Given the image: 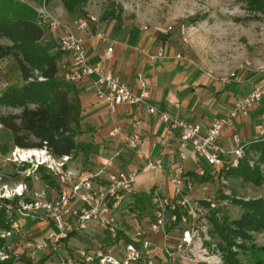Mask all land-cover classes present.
I'll use <instances>...</instances> for the list:
<instances>
[{
  "label": "rangeland",
  "instance_id": "374dc122",
  "mask_svg": "<svg viewBox=\"0 0 264 264\" xmlns=\"http://www.w3.org/2000/svg\"><path fill=\"white\" fill-rule=\"evenodd\" d=\"M4 1L6 2L2 7L4 14L28 20L36 19L35 9L40 8L42 4V0ZM64 1L46 0L48 10L62 22L75 25L86 21L90 25L89 20L93 17L97 21L91 20L93 23L90 25L91 29L96 26H100L104 32L117 29L122 31L123 35L139 32L138 29L152 35L162 34L174 42L177 55L206 76L228 81L249 75L255 85L264 82V12L255 9L251 4L252 0H83L74 13L67 10ZM47 26L44 24L43 44L51 43L57 46L54 52L58 53L60 52L58 39ZM75 32L79 34L82 31L76 29ZM0 44L10 45L11 43L7 39H0ZM58 56L60 57L58 79L66 85H72L64 80V74L68 68L61 65L63 58L67 56L64 54H58ZM16 85H26L16 62L11 58L0 59L1 115L21 113L22 108H12L1 102L3 94ZM70 99L75 104L76 94L70 92ZM260 103L264 105V97L255 106ZM38 104V100L28 101L30 108H35ZM73 128L75 129L74 125ZM75 130V140L78 142L79 129ZM248 149L249 145L246 148L247 152ZM37 152L39 157L27 158L24 161L23 156L28 154V150L15 147L12 144L11 134L0 125L1 205L5 201L12 203L15 197L20 198L17 202L19 207L27 204V199L39 201L41 204L58 199L61 192L59 179L51 169L44 167L40 171L39 168L36 169V166L45 162L46 166L55 169L61 162V158L53 156L50 158L46 152ZM257 158H259L258 153L252 151L241 161V169H230L226 173L228 185L225 186L220 182L218 170L205 159H201L200 165L210 175V179L204 183H194L190 193H198L195 197L193 196L195 199L201 198L202 187L210 184L211 193L216 197L219 206L212 215L217 216L220 222H223L225 217L231 220L238 219L243 212L239 202L264 199V164L257 162ZM250 162H254L253 167ZM24 164L27 167L23 170L21 168ZM80 164L81 159L73 157L65 168L76 170ZM190 168L196 167L191 164ZM44 171L52 176L53 185L42 178ZM28 177L31 180L28 181L26 179ZM150 191L151 188L143 190L139 195L148 200L152 193ZM122 211L124 210L118 214L120 224L123 228L131 230H134V227L130 228L128 224L133 221L132 223L136 225L138 220L144 222L150 213L147 206L144 210L133 212L131 216ZM46 214L42 209L34 215L44 217ZM19 216L14 222L11 233L9 235L5 233L4 247L11 250L10 254L15 256L14 264H38L50 253L53 254L47 264H65L63 262L65 257H74L71 252L78 250L95 252L101 247L110 248L108 234L102 228L94 226L88 231L93 237L88 235L87 231L76 232L67 241H63L57 251H52L48 246L46 231L51 226V219H40L33 223L31 217ZM211 223L213 238L220 246L223 242L214 230L212 219ZM146 231L147 228H145ZM251 235L254 242L246 243L249 248L247 251L237 248L238 259L243 264H254L257 260L264 259L263 252L251 249L252 244L257 248H264V231L252 232ZM37 244H46L47 247L41 250L38 249ZM10 254L0 251V259ZM112 254L115 256L118 253L114 251ZM76 264L83 263L77 260Z\"/></svg>",
  "mask_w": 264,
  "mask_h": 264
},
{
  "label": "built area",
  "instance_id": "2783aa9c",
  "mask_svg": "<svg viewBox=\"0 0 264 264\" xmlns=\"http://www.w3.org/2000/svg\"><path fill=\"white\" fill-rule=\"evenodd\" d=\"M36 11L43 25L47 24L50 32L57 37L58 50L71 59L70 67L64 74L67 83L76 84L85 78L96 76L92 82L95 95L108 105L112 113L119 106L143 104L149 99L150 91L144 78H140L141 92L136 94L113 70L107 67L98 68L88 63L84 40L75 32L76 29L86 31V21L75 25L62 22L48 10L46 0H42L40 8H36ZM91 20L97 21L93 17ZM97 38L109 41L103 33L98 34ZM114 45L115 41H112L105 54V61L112 58ZM163 55L164 49L160 48L150 59L162 58ZM263 97L264 82L255 85L246 98L237 99L230 113L214 121L205 131L197 124L171 117L147 106V113L158 116L160 122L166 125L168 134L177 135L179 139V162L173 163L167 170L161 159L148 160L141 170L143 173L152 170L162 172L174 188L173 195L167 196L161 192L162 187L159 185L152 190L150 197L152 215L148 224L149 234L162 236L163 246L146 239L142 229L133 235L130 234L119 221L118 214L127 198L134 193L140 172L110 173L105 183L96 184L95 179L103 172L91 177H81L77 170L65 168L72 160L70 156L62 157L55 169L46 166L44 162L38 164L36 169L39 166L51 169L60 181V195L58 199L44 204L33 201L22 205L19 212L22 216L31 218L36 217L34 214L42 209L47 213L46 216L38 218L51 219L52 228L47 230V241L52 251H57L61 243L67 241L74 233L89 231L94 226L102 228L108 234L111 248L101 247L95 252H71L74 257H65V264H76L77 260L83 264H224L223 253L212 234L211 217L219 207L216 197L211 193L210 184L202 187L201 198L195 199L187 195L196 182L186 172L185 163H199L201 159H205L218 170L221 184L228 185L226 173L232 168H237L246 158L248 144H244L239 135H234L232 149L226 151L221 144L223 133L237 117H247ZM135 127L137 132L127 135L121 126L114 125L109 135L111 138L123 137L125 146L136 151L141 143L142 123L137 121ZM48 156L52 158L51 155ZM250 165L253 167L254 162H250ZM170 228L175 230L177 238H170ZM0 236L6 237L5 233H0ZM37 246L41 250L47 247L46 244ZM114 251L118 253L115 256L112 254ZM234 251L237 252L236 247ZM5 259L7 256L1 258Z\"/></svg>",
  "mask_w": 264,
  "mask_h": 264
},
{
  "label": "crops",
  "instance_id": "0c3cea01",
  "mask_svg": "<svg viewBox=\"0 0 264 264\" xmlns=\"http://www.w3.org/2000/svg\"><path fill=\"white\" fill-rule=\"evenodd\" d=\"M88 28L78 34L84 40L88 63L98 68L107 67L113 70L136 94H140L139 82L140 78H144L150 97L143 104L119 106L112 113L108 105L94 94L92 82L96 76L70 85L71 93L76 94V102L81 109L80 128L77 134L80 149L75 155L76 159H81V164L76 170L84 178L103 172L95 179L96 184L105 183L110 173L140 172L134 193L127 198L122 213L131 216L133 212L144 210L146 206L149 207L150 213L148 218H145L146 221L138 220L136 225L132 223L133 221L128 224L130 228L134 227V230L125 229L132 235L142 229L146 239L163 246L162 236L149 234L148 224L152 215L150 196L146 200L139 193L150 188L152 191L161 185V192L172 196L174 188L162 172L152 170L143 173L141 170L148 160L161 159L167 170L170 165L179 162V139L177 135L168 134L166 125L160 122L158 116L147 113V106L154 107L171 117L197 124L205 131L214 121L227 116L234 102L248 96L255 84L249 75L228 81L206 76L177 55L174 42L162 34L152 35L138 29L139 32L123 35V32L117 29L104 32L100 26ZM101 33L105 34L109 41L99 40L97 35ZM111 40L115 41L113 55L109 61H105ZM160 48L164 49L163 57L151 60L150 57ZM66 56L61 65L69 68L71 59ZM137 121L142 123L138 150L132 151L127 148L123 137H110L109 132L114 125L121 126L125 134L133 135L137 132L135 127ZM234 135H239L243 143L248 145L264 135L263 104L253 107L247 117H237L224 131L221 144L226 151H231ZM191 164L196 168L191 169ZM200 164L192 161L185 163L186 172L196 183H202L196 178H203L206 172ZM207 179L209 180V177ZM187 195L194 198L198 193L187 192ZM50 228L52 227L49 226L48 230ZM173 230L168 229V233L170 238L175 239L178 235ZM88 235L93 237L91 232Z\"/></svg>",
  "mask_w": 264,
  "mask_h": 264
},
{
  "label": "trees",
  "instance_id": "16d2710c",
  "mask_svg": "<svg viewBox=\"0 0 264 264\" xmlns=\"http://www.w3.org/2000/svg\"><path fill=\"white\" fill-rule=\"evenodd\" d=\"M81 2L83 0H65L64 4L70 13H74ZM3 4L6 2L0 0V39H7L11 44H0V59L14 60L26 85L12 86L3 94L2 103L12 108L20 107L22 111L20 114H0V125L11 134L12 144L17 148L45 150L55 158L65 156L73 158L80 149V144L75 140V129L80 128L81 109L77 102L75 104L71 102V86L58 79L60 58L58 54L62 53H55L57 46L51 43L43 44L45 30L36 9V19L28 20L4 14ZM251 4L255 9L264 12V0H252ZM89 23L93 24L91 20ZM90 25L88 24V27ZM40 79L42 80L39 81ZM29 100H38L39 104L35 108H30ZM252 151L259 155L257 162L264 164V135L249 144L246 155H250ZM26 167L24 164L21 169L24 170ZM241 167L240 163L234 169ZM43 168L41 166L39 170ZM204 175L203 178L196 179L202 183L208 181L210 175L206 172ZM42 178L49 184H54L52 176L45 171ZM26 179L31 180L30 177ZM19 199L15 197L12 203L4 200L5 203L0 204L2 233H11L15 220L20 217V207L17 204ZM26 202L31 203L33 200L27 199ZM239 204L243 212L238 219L231 220L225 217L224 221L220 222L217 216L211 217L214 230L223 242L220 248L226 264H243L234 248L247 251L249 248L246 243L254 242L251 233L264 231V199ZM32 219L33 223L40 221L38 217ZM5 243L6 237L0 236V251L10 254L11 250L4 247ZM251 249L264 253V248H257L253 244ZM52 254L41 259L38 264H47ZM14 259V255H7V259H0V264H14ZM254 264H264V259L257 260Z\"/></svg>",
  "mask_w": 264,
  "mask_h": 264
},
{
  "label": "bare ground",
  "instance_id": "6f19581e",
  "mask_svg": "<svg viewBox=\"0 0 264 264\" xmlns=\"http://www.w3.org/2000/svg\"><path fill=\"white\" fill-rule=\"evenodd\" d=\"M38 150H28V154L23 156V159L24 161L27 159V158H34V157H39V153L37 152ZM40 159V158H39Z\"/></svg>",
  "mask_w": 264,
  "mask_h": 264
},
{
  "label": "clouds",
  "instance_id": "9594fccd",
  "mask_svg": "<svg viewBox=\"0 0 264 264\" xmlns=\"http://www.w3.org/2000/svg\"><path fill=\"white\" fill-rule=\"evenodd\" d=\"M41 152H46L45 150H41ZM48 154V152H46ZM50 155V154H49Z\"/></svg>",
  "mask_w": 264,
  "mask_h": 264
}]
</instances>
